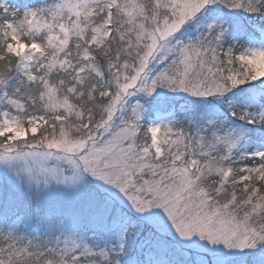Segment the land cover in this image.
Instances as JSON below:
<instances>
[{"label": "snow or ice", "instance_id": "obj_1", "mask_svg": "<svg viewBox=\"0 0 264 264\" xmlns=\"http://www.w3.org/2000/svg\"><path fill=\"white\" fill-rule=\"evenodd\" d=\"M0 264H264V0H0Z\"/></svg>", "mask_w": 264, "mask_h": 264}]
</instances>
